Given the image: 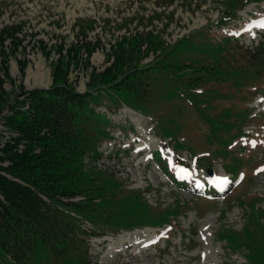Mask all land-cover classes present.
<instances>
[{"label":"rangeland","instance_id":"1","mask_svg":"<svg viewBox=\"0 0 264 264\" xmlns=\"http://www.w3.org/2000/svg\"><path fill=\"white\" fill-rule=\"evenodd\" d=\"M239 1L0 0V26L24 22L25 49L10 59V75L14 86L23 83L27 89L51 83L50 61L40 54L37 39L48 45L65 39L68 44L75 40L77 19L95 21L86 39H100L104 47L90 59L98 70L108 64L105 53L115 39L154 29L146 24L152 17L154 30L163 31L169 45L191 36L173 49L168 60L175 66L190 63L192 68L174 72L167 67L166 75L154 81L150 100L138 105L140 112L131 110L133 102L120 92L106 87L91 91L101 100L93 107L111 120L113 138L97 146L101 153L97 158L83 157L89 191L73 199L86 206L71 215L88 251L82 261L72 259L71 264H264V77L246 76L241 87L232 74L220 83L196 68L206 63L213 48L203 30L212 41L234 37L244 47L264 42V0L237 9ZM235 7L238 16L219 23ZM166 15L172 20L164 30ZM141 17L146 27L140 24ZM22 55L29 62L21 77L17 59ZM200 77L196 90L203 92L192 94L186 82ZM70 78L85 91L88 76L81 65L71 70ZM14 86L5 83L8 91ZM242 121L241 136L231 139L234 126ZM0 133V142L8 138L1 125ZM230 139L235 143L225 148ZM161 159L179 180H172ZM231 164L237 167H231L233 171L228 170ZM214 177L228 179L224 194L214 196L205 185L200 191L181 184L200 187ZM129 196L139 200L146 214L125 208ZM135 230L140 239L125 242ZM49 256L37 250L35 264H46Z\"/></svg>","mask_w":264,"mask_h":264},{"label":"trees","instance_id":"2","mask_svg":"<svg viewBox=\"0 0 264 264\" xmlns=\"http://www.w3.org/2000/svg\"><path fill=\"white\" fill-rule=\"evenodd\" d=\"M253 1L256 0H242L237 9ZM171 16H165L164 30L172 20ZM233 16H238L236 10L227 12L219 23H225ZM152 18L146 24L155 29ZM143 20L141 17L140 24L146 27ZM94 22L93 19H77L75 40L68 44L65 39L51 45L37 39L40 54L50 61L51 84L30 89L23 83L14 86L10 75V59L17 58L25 49L24 22L0 26V122L8 133V138L0 142V264H35L34 254L39 249L50 254L46 264L52 259L55 264H71L72 259L82 261L87 256L88 250L80 237V225L71 215V212L82 213L86 205L83 200L73 201L72 198L88 195L87 176L82 170L83 157L92 154V158H97L101 155L97 146L113 138L111 120L93 107L101 100L91 91L106 87L114 93L120 92L121 96L126 95L133 102V106H129L140 112L138 105L150 100L154 81L159 75H166L167 67L174 72L178 68H192L190 63L175 66L168 60L173 49L190 35L169 45L163 31L148 29L115 39L105 53L108 64L98 70L90 59L97 49L104 47L100 39H86ZM204 31L213 48L211 57L206 63L198 64L197 69L220 79V83L225 76L232 74L240 86L245 81L242 79L247 77L251 80L264 77L263 41L256 47H244L234 37L212 41ZM80 36L83 38L79 39ZM199 42L201 46L202 41ZM53 54L56 57L53 58ZM150 56V61H144ZM28 62L25 55L17 59L21 77L25 75ZM79 65L88 76L83 92L70 78L71 70ZM201 80L200 77L186 82L192 94L203 92L196 90L199 85L195 82L201 84ZM6 82L15 89L8 91ZM201 104H205V100ZM244 117L242 115L241 118ZM243 123L234 126L235 133L231 139L241 136ZM229 141L225 142V148L235 143ZM247 160L250 159L245 162ZM161 161L175 180L174 171L164 159ZM228 166V170L233 171L231 167L234 165ZM181 184L191 186L184 182ZM127 203L126 209L146 214L147 209L144 210L139 200L137 202L129 196Z\"/></svg>","mask_w":264,"mask_h":264},{"label":"bare ground","instance_id":"3","mask_svg":"<svg viewBox=\"0 0 264 264\" xmlns=\"http://www.w3.org/2000/svg\"><path fill=\"white\" fill-rule=\"evenodd\" d=\"M135 140H136V139H135ZM135 140H134V141H135ZM154 154H156V153L154 152ZM214 179H215V177H214ZM137 232H138V230H137V231L135 230V231H133V232H129V233H128V234L130 235V236H128L129 239H128V240L126 239L127 241H125V242H130V243H131V242H137V241L140 239V238L138 239V233H137ZM128 237H127V238H128ZM125 238H126V237H125ZM110 247H111V246H110Z\"/></svg>","mask_w":264,"mask_h":264}]
</instances>
